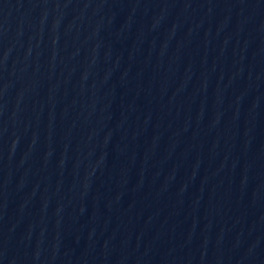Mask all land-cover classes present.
Listing matches in <instances>:
<instances>
[{
    "label": "water",
    "instance_id": "water-1",
    "mask_svg": "<svg viewBox=\"0 0 264 264\" xmlns=\"http://www.w3.org/2000/svg\"><path fill=\"white\" fill-rule=\"evenodd\" d=\"M0 264H264V0H0Z\"/></svg>",
    "mask_w": 264,
    "mask_h": 264
}]
</instances>
